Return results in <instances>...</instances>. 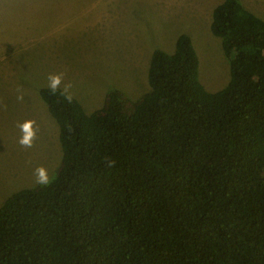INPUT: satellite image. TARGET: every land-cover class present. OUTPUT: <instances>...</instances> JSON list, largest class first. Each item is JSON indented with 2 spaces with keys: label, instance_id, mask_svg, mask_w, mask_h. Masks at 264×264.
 Returning <instances> with one entry per match:
<instances>
[{
  "label": "trees",
  "instance_id": "16d2710c",
  "mask_svg": "<svg viewBox=\"0 0 264 264\" xmlns=\"http://www.w3.org/2000/svg\"><path fill=\"white\" fill-rule=\"evenodd\" d=\"M211 33L230 64L217 92L185 33L138 101L110 90L88 114L40 89L62 161L0 206V264H264V20L223 0Z\"/></svg>",
  "mask_w": 264,
  "mask_h": 264
},
{
  "label": "rangeland",
  "instance_id": "374dc122",
  "mask_svg": "<svg viewBox=\"0 0 264 264\" xmlns=\"http://www.w3.org/2000/svg\"><path fill=\"white\" fill-rule=\"evenodd\" d=\"M223 0H0V206L48 183L62 161L59 128L42 88L70 93L90 114L110 90L138 101L150 91L155 50L188 34L209 92L230 81L212 13ZM264 20V0H241Z\"/></svg>",
  "mask_w": 264,
  "mask_h": 264
}]
</instances>
